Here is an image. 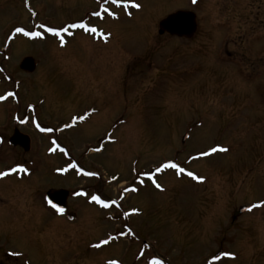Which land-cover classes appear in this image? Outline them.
Returning <instances> with one entry per match:
<instances>
[{
	"label": "rangeland",
	"instance_id": "374dc122",
	"mask_svg": "<svg viewBox=\"0 0 264 264\" xmlns=\"http://www.w3.org/2000/svg\"><path fill=\"white\" fill-rule=\"evenodd\" d=\"M102 1L0 0V169H29L0 183V264H264V206L251 208L264 201V0ZM180 10L196 14V36L160 34ZM62 26L63 45L47 31ZM16 129L29 153L10 146ZM217 145L228 150L199 155ZM169 160L205 179L155 173ZM43 188L71 191L73 215L22 208ZM94 190L119 203L92 201ZM222 252L235 256L212 259Z\"/></svg>",
	"mask_w": 264,
	"mask_h": 264
},
{
	"label": "snow or ice",
	"instance_id": "6c2138e0",
	"mask_svg": "<svg viewBox=\"0 0 264 264\" xmlns=\"http://www.w3.org/2000/svg\"><path fill=\"white\" fill-rule=\"evenodd\" d=\"M109 2V0H104V3L107 4ZM110 2L114 5H117L118 7L121 6L122 4L124 5V7H128L129 4L132 5V7H134L135 9H139L141 7V4L140 3H137L135 2V0H110ZM193 3H196V0H193ZM104 12H108L111 16L113 17H117L118 16V13L115 12V11H110V9H108L107 7H104ZM129 16L132 14L130 11L127 13ZM94 15L96 16H100L101 13L100 12H96L94 13ZM41 27H44V25H41ZM69 27L71 28H83L87 31H91L93 33H95L97 31V29L95 27H92V28H89V25L86 23V22H81L79 24H76V23H73L71 24ZM17 33H25L26 35L28 36H43L44 33L43 32H40V31H25L24 28L22 27H19V28H16L15 30ZM47 31L49 33H52L54 35H58L60 36V43L63 45L66 43L63 35H61V33H67L69 31V28L68 27H48L47 28ZM101 35H103V33H101ZM110 35V34H109ZM105 39H107V36H105ZM8 95H12L14 96L15 93H9ZM5 99L4 96H0V100H3ZM93 111H95V109H93ZM88 115V113H86L84 116H79V117H73V120H72V123L75 124L76 123V120L79 119V120H84L85 119V116ZM71 125H64V127H70ZM37 128H40V124L37 123L36 125ZM42 131H46V132H51L53 131V129L51 128H41ZM53 144L56 145L55 148H50L49 151H55L56 148H59L60 145L58 143H56L55 140H53ZM228 149L223 147L222 145H217L215 147H211L207 152H201L199 155H202V156H207V155H211L213 153H216L217 151H227ZM66 151V150H65ZM75 164L73 162V164H69L68 167L71 168V167H74ZM168 168H172V169H175L178 171V173H184V172H187V175L190 176V177H194L196 180L198 181H202L205 179V177L203 176H200V175H197L196 173L192 172V171H187L184 167L181 166V164L177 163V162H174L172 160H169V161H166V162H163L161 163L157 168H155V173H159V172H162L164 169H168ZM17 169H21L23 170L24 172H28L29 169L27 167H25L24 165H17L16 167H13L11 169H9L8 171H0V178L2 177H5L7 176L10 172H16ZM57 171H60V172H64V171H67L66 168H61V169H57ZM80 172H84V169L83 168H80ZM86 175L88 176H98L99 173L98 172H87L85 173ZM144 175H147L149 177H152L154 175V173H145ZM113 179H115V177H113ZM144 181L141 180V183H143ZM155 186L156 188L158 189H162V185L159 184L158 182H155ZM129 189H125V191H128ZM132 191H136L135 188H132L131 189ZM78 194H82V193H78ZM83 194H86V193H83ZM90 199L94 202H98L99 204L103 205L104 207H109L111 205H116L118 204L119 202L116 201V200H105V199H102L100 195H92L90 197ZM48 203L52 205V207L56 208L60 213H63L64 212V209L62 207H60L59 205L57 204H54L52 202V200H48ZM259 206H264V201H260L259 204H253L251 206V208H255V207H259ZM251 208L249 210H251ZM133 212H137L139 211V209H135L133 208L132 209ZM124 215H128V213H124ZM128 232L131 233L132 232V229L131 228H128ZM124 233H121V235H123ZM113 237L109 236L107 239L105 240H102L100 241V244H107L110 240H112ZM97 247H99L100 245H96ZM234 257L235 256V253H232V252H222L220 253L219 255H216V256H213V260H219L221 259V257ZM109 264H119L118 261H110ZM151 264H164V261L161 260V259H157L155 257H153V260L151 262Z\"/></svg>",
	"mask_w": 264,
	"mask_h": 264
},
{
	"label": "water",
	"instance_id": "95a60500",
	"mask_svg": "<svg viewBox=\"0 0 264 264\" xmlns=\"http://www.w3.org/2000/svg\"><path fill=\"white\" fill-rule=\"evenodd\" d=\"M197 29L196 14L192 11L180 10L170 14L160 23V33L165 31L170 34H177L179 36L190 37L194 34ZM20 67L25 71H32L35 69L36 64L34 58L27 56L25 57ZM10 142L13 145H21L25 150L31 146V139L27 134L22 133L18 129L15 130L14 134L10 138ZM69 191L67 189H55L52 188L47 192L48 200H52L54 204L59 205L63 209L66 207ZM243 210V209H241Z\"/></svg>",
	"mask_w": 264,
	"mask_h": 264
},
{
	"label": "flooded vegetation",
	"instance_id": "af4514ba",
	"mask_svg": "<svg viewBox=\"0 0 264 264\" xmlns=\"http://www.w3.org/2000/svg\"><path fill=\"white\" fill-rule=\"evenodd\" d=\"M110 1V0H109ZM103 2H104V0L102 1V3H101V5L103 4ZM114 5V4H113ZM103 6V5H102ZM115 7L117 6V5H114ZM122 7H124V5L122 4L121 6H117L116 8H118V9H122ZM110 17H111V15H110ZM96 28V27H95ZM100 28H102V27H100ZM100 28H96L97 29V31L95 32V34L96 35H101V31H100ZM197 29H198V26H197ZM159 30H160V28H159ZM159 33H160V31H159ZM160 34H167V35H170V36H175V37H181V38H186L185 36H177V35H171L169 32H164V33H160ZM194 36H196V32H195V34L194 35H192L191 37H189V38H192V37H194ZM255 36V33L252 35V38ZM252 41V40H251ZM255 53V52H254ZM10 138H11V136L9 137V139H8V142L10 143ZM32 142V141H31ZM10 146L12 147L13 145H11V143H10ZM13 147H18L19 148V150H21V151H24L25 153H29L32 149H31V146L29 147V149H27V150H25V148L23 147V146H21V145H14ZM2 150H4V148L2 149ZM93 150V148H90L89 149V151H92ZM1 151V150H0ZM3 154L4 153H2V152H0V157L1 156H3ZM70 155V154H69ZM13 160V159H12ZM9 160V165L8 166H6V168L4 169V168H1L0 169V171H8L9 169H11V168H13V167H16L17 166V162L15 161V160ZM73 162H75V161H73ZM74 164H76V163H74ZM76 166L77 167H79V168H83V166H81L80 164L79 165H77L76 164ZM17 170H20V171H23V170H21V169H17ZM15 173L16 172H10L7 176H5V177H2V178H0V183H12L11 181H15V179L14 178H12V177H14L15 176ZM17 180H23L22 178H18ZM47 191H48V189H42L41 191H38V193H35L32 197L30 196H21V198H22V208L23 207H28L29 205H30V203H31V199L34 201V202H36L40 207H41V209L43 210V208L44 209H50V210H52V211H54L57 215H60V214H62V213H60L56 208H54V207H52L49 203H48V201H47V198H46V193H47ZM95 195H96V193H97V195H99V192H97L96 190H94V192H93ZM92 194V193H91ZM93 195V194H92ZM71 196H73V193H71V191L69 192V196H68V199H67V203H66V207L64 208V212L63 213H67V214H69V215H73V212H72V210H70V207H71V204H70V201H69V199L71 198ZM25 199H27V201H24ZM90 202V201H89ZM42 205V206H41ZM43 207V208H42ZM5 253H6V255L7 256H10V258H12V259H16L17 258V254L14 252V250H11V249H7V250H5ZM18 264V263H17Z\"/></svg>",
	"mask_w": 264,
	"mask_h": 264
}]
</instances>
